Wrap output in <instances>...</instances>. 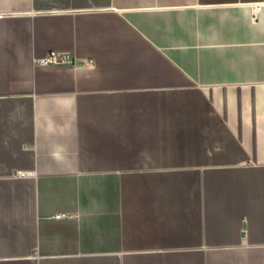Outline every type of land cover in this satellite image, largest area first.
<instances>
[{
  "label": "crops",
  "instance_id": "crops-1",
  "mask_svg": "<svg viewBox=\"0 0 264 264\" xmlns=\"http://www.w3.org/2000/svg\"><path fill=\"white\" fill-rule=\"evenodd\" d=\"M0 264H264V0H0Z\"/></svg>",
  "mask_w": 264,
  "mask_h": 264
},
{
  "label": "built area",
  "instance_id": "built-area-1",
  "mask_svg": "<svg viewBox=\"0 0 264 264\" xmlns=\"http://www.w3.org/2000/svg\"><path fill=\"white\" fill-rule=\"evenodd\" d=\"M70 60V56L68 54L59 53L56 51H50L48 54L43 57H38L35 59V62L42 66H51V64H64ZM28 172L25 170H18L14 174L16 176L26 175ZM59 216H66V214L61 213Z\"/></svg>",
  "mask_w": 264,
  "mask_h": 264
}]
</instances>
